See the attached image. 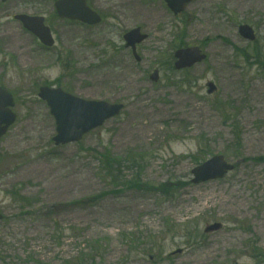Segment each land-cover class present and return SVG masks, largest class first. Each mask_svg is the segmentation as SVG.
I'll return each instance as SVG.
<instances>
[{
  "label": "rangeland",
  "instance_id": "374dc122",
  "mask_svg": "<svg viewBox=\"0 0 264 264\" xmlns=\"http://www.w3.org/2000/svg\"><path fill=\"white\" fill-rule=\"evenodd\" d=\"M53 1L0 4V87L18 116L0 140V264H264V0H197L179 17L162 0H90L97 26L60 20ZM22 13L46 18L53 49L13 21ZM136 28L139 63L123 38ZM191 46L207 59L176 72ZM44 85L125 109L57 147ZM216 155L235 171L192 184Z\"/></svg>",
  "mask_w": 264,
  "mask_h": 264
},
{
  "label": "water",
  "instance_id": "95a60500",
  "mask_svg": "<svg viewBox=\"0 0 264 264\" xmlns=\"http://www.w3.org/2000/svg\"><path fill=\"white\" fill-rule=\"evenodd\" d=\"M165 1L174 13L178 14L184 11L186 6L195 0ZM56 8L61 18L80 20L90 25L101 22V19L88 8L87 0H60ZM17 19L21 20L27 29L38 35L48 46H53L54 42L49 29L38 28L37 24L34 23L36 19H31L26 16H20L17 17ZM240 34L247 40H255L254 32L249 26H241ZM145 39L146 36L141 35L139 29L125 36L127 47H132L134 52L136 45ZM176 57L179 59L176 64L177 69L191 67L195 63L205 59L198 49L179 51ZM137 59L140 60L139 58ZM151 79L153 81H158V73L156 72ZM210 88V93L215 91L213 86H210ZM39 97L47 102L51 109V114L56 120L58 133L54 138L56 145H65L80 141L85 134L102 126L106 120L119 115L123 109L122 105L85 101L66 94L61 89L41 88ZM14 105L12 95L0 88V138L7 133L8 129L16 121V115L11 110ZM232 170H234V166L227 164L224 157L217 156L193 171L195 177L193 183L200 184L222 179ZM0 220H2V216H0ZM220 228L221 225H214L209 227L206 231H216Z\"/></svg>",
  "mask_w": 264,
  "mask_h": 264
},
{
  "label": "flooded vegetation",
  "instance_id": "af4514ba",
  "mask_svg": "<svg viewBox=\"0 0 264 264\" xmlns=\"http://www.w3.org/2000/svg\"><path fill=\"white\" fill-rule=\"evenodd\" d=\"M11 1H12V0H11ZM11 1L6 2V3H3V2L0 1V4H9ZM30 37H31L33 43H34L37 47H39V50H46V48H45V47L39 42V40H38L35 36L30 35Z\"/></svg>",
  "mask_w": 264,
  "mask_h": 264
},
{
  "label": "trees",
  "instance_id": "16d2710c",
  "mask_svg": "<svg viewBox=\"0 0 264 264\" xmlns=\"http://www.w3.org/2000/svg\"><path fill=\"white\" fill-rule=\"evenodd\" d=\"M112 160H113L112 158H111V159H110V158H108V159H106V161H105V162H106V164H110V165H112V164H113V163H112V162H113ZM111 163H112V164H111ZM134 185L139 187V183H138V182H136V183H135V184H133L132 186H134ZM65 263H66V264H72L71 262H65ZM73 264H78V263H77V262H75V263H73Z\"/></svg>",
  "mask_w": 264,
  "mask_h": 264
},
{
  "label": "bare ground",
  "instance_id": "6f19581e",
  "mask_svg": "<svg viewBox=\"0 0 264 264\" xmlns=\"http://www.w3.org/2000/svg\"><path fill=\"white\" fill-rule=\"evenodd\" d=\"M225 42H228L227 44H230V41L228 39H223Z\"/></svg>",
  "mask_w": 264,
  "mask_h": 264
}]
</instances>
